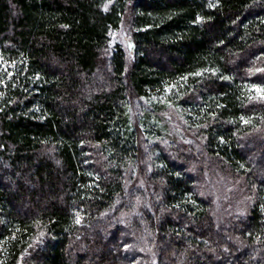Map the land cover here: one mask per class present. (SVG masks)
<instances>
[{
	"label": "trees",
	"instance_id": "16d2710c",
	"mask_svg": "<svg viewBox=\"0 0 264 264\" xmlns=\"http://www.w3.org/2000/svg\"><path fill=\"white\" fill-rule=\"evenodd\" d=\"M251 86L264 0H0V264H264Z\"/></svg>",
	"mask_w": 264,
	"mask_h": 264
},
{
	"label": "rangeland",
	"instance_id": "374dc122",
	"mask_svg": "<svg viewBox=\"0 0 264 264\" xmlns=\"http://www.w3.org/2000/svg\"><path fill=\"white\" fill-rule=\"evenodd\" d=\"M129 30L126 29V27L122 28L120 31L114 33L112 35L111 39V47H115L116 45H127V41L129 40ZM252 91H254L255 94H263L264 90L259 86H251ZM169 119L173 122H177V119L175 117L169 116Z\"/></svg>",
	"mask_w": 264,
	"mask_h": 264
}]
</instances>
